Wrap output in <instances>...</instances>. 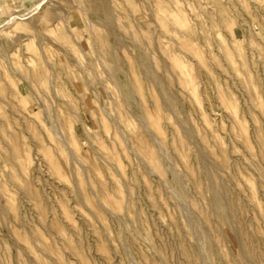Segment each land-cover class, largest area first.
Listing matches in <instances>:
<instances>
[{"label":"rangeland","instance_id":"374dc122","mask_svg":"<svg viewBox=\"0 0 264 264\" xmlns=\"http://www.w3.org/2000/svg\"><path fill=\"white\" fill-rule=\"evenodd\" d=\"M0 2V264H264V0Z\"/></svg>","mask_w":264,"mask_h":264},{"label":"bare ground","instance_id":"6f19581e","mask_svg":"<svg viewBox=\"0 0 264 264\" xmlns=\"http://www.w3.org/2000/svg\"><path fill=\"white\" fill-rule=\"evenodd\" d=\"M1 3V2H0ZM2 5V4H1ZM145 6V5H144ZM146 7V6H145ZM249 7V6H248ZM247 8V7H246ZM147 9V8H146ZM93 12V11H92ZM148 13V12H147ZM163 20V19H162ZM153 21V20H152ZM161 30V29H160ZM159 30V31H160ZM163 32V31H162ZM151 33V32H150ZM164 33V32H163ZM140 39V38H139ZM138 40V39H137ZM136 42V41H135ZM141 42V41H140ZM139 42V43H140ZM185 42V41H184ZM180 43H182V42H180ZM136 44V43H135ZM177 45V44H176ZM182 45V44H181ZM183 46V45H182ZM177 48V47H176ZM186 49H188L189 50V48H186ZM190 50H191V48H190ZM3 51V49L2 48H0V52H2ZM178 51H180V50H178ZM144 52H146L145 50H144ZM149 52V51H148ZM192 53V52H191ZM152 54V53H151ZM192 54H194V53H192ZM153 55V54H152ZM155 56V55H154ZM193 57H195V56H193ZM112 58H114L115 59V56L114 57H112ZM190 58V57H189ZM113 61V60H112ZM114 65H115V60H114ZM117 70H120L121 68H119V67H117L116 68ZM146 70H147V75L150 77V78H152V79H154V80H156L157 82H159V83H162V81H163V79H162V77L161 76H159L158 74H156V73H154L153 71H152V69L150 68V66L148 67L147 66V68H146ZM113 71H115V66H113ZM79 72V71H78ZM43 74V73H42ZM42 74H40V75H42ZM43 77V76H42ZM45 80V79H44ZM169 85V84H168ZM170 86V85H169ZM122 93L124 94V96L125 97H128L129 96V94H128V92L125 90V89H122ZM174 105V104H173ZM141 116V120L143 121V122H145L144 121V119H145V117L141 114L140 115ZM65 145V144H64ZM205 151H207V150H205ZM156 157V156H155ZM218 160V159H217ZM259 164H261V165H264V156H263V158H262V160L259 162ZM258 164V165H259ZM158 166V165H157ZM204 168V167H203ZM262 168V167H261ZM163 171H165V168H163ZM173 171V170H172ZM166 173V172H165ZM180 181V180H179ZM173 185H174V187H175V189L180 193L181 192V189H180V187H179V183H178V179L176 178V177H173ZM174 191V190H173ZM183 193V192H182ZM182 195V194H181ZM211 206H212V208L214 209V211L219 215V217L221 218V219H223V212H222V209H221V206H220V202H219V200H218V198L216 197V196H213L212 197V201H211ZM225 205V204H224ZM213 211V212H214ZM210 212V211H209ZM212 213V212H211ZM202 215H203V218L207 221L208 220V213L206 212V208H205V210L203 209L202 210ZM230 219V218H229ZM201 234V233H200ZM201 236V235H200ZM202 237V241L204 242V239H205V235H202L201 236ZM2 239V238H1ZM202 242V243H203ZM204 245V244H203ZM5 247V246H4ZM203 249V248H202ZM209 252H210V259H211V261H212V264H217V258H216V256L213 254V252H211V250H209ZM2 256H3V253H2ZM261 256H263V255H261ZM4 257V256H3Z\"/></svg>","mask_w":264,"mask_h":264}]
</instances>
